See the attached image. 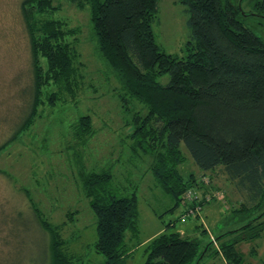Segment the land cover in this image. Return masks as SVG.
Segmentation results:
<instances>
[{
  "label": "trees",
  "instance_id": "obj_1",
  "mask_svg": "<svg viewBox=\"0 0 264 264\" xmlns=\"http://www.w3.org/2000/svg\"><path fill=\"white\" fill-rule=\"evenodd\" d=\"M73 1L90 11L97 52L119 80L125 106L133 101L148 109L127 125L132 127V150L152 155L151 173L156 185L175 201L174 209L186 202L190 190L194 194L195 186L205 194L209 189L196 173L184 175V144L203 176L224 167L244 198L237 212L256 210L263 215L216 238L217 243L223 241L216 254L222 253L227 264H243L238 244L261 238L263 231L224 240L264 217V40L245 23L247 17L264 19V0H181L188 6L191 31L188 56L182 59L157 44L153 25L159 0ZM53 9L52 0L21 4L30 39L34 95L29 115L0 146V153L33 125L48 84L53 82L74 96L81 82L80 54L66 40L70 32L60 21L39 18ZM165 75L170 81L163 85L159 78ZM73 129L83 140L95 135L90 116L81 117ZM80 165L79 180L96 218V253L105 258L103 264H126L139 233L138 194L124 193L110 169L87 171ZM22 191L49 237V264H70L58 226L43 218L28 190ZM196 202L188 212L205 201ZM213 245L202 250L170 223L147 243L144 264H197L199 259L202 264Z\"/></svg>",
  "mask_w": 264,
  "mask_h": 264
},
{
  "label": "rangeland",
  "instance_id": "obj_2",
  "mask_svg": "<svg viewBox=\"0 0 264 264\" xmlns=\"http://www.w3.org/2000/svg\"><path fill=\"white\" fill-rule=\"evenodd\" d=\"M23 1L0 0V146L29 115L34 95L30 39L21 12ZM52 1L53 11L39 18L60 21L70 32L66 40L80 54L81 82L74 96L53 82L48 84L33 125L0 153V264L50 262L49 237L22 189L28 190L43 218L58 226L67 242L63 248L72 258L70 264L105 262L95 250L96 218L79 180L80 164L87 171L110 169L124 193L138 194L139 233L132 241L133 255L126 264H144L147 244H138L164 231L170 223L204 251L211 242L215 244L202 264H227L222 253H215L220 252L223 242L217 243L216 238L252 224L263 215L256 210L237 212L244 198L236 184L228 180L224 167L203 176L184 144V175L196 173L209 189L205 194L195 186L193 199L174 209L175 201L156 185L151 173L152 155L132 150V127L127 125L136 114L146 115L148 109L138 102L131 101L128 107L123 103L119 80L97 52L88 7L73 0ZM243 6L249 11L247 2ZM158 8L153 25L157 44L167 54L186 58L191 39L188 6L181 0H159ZM245 23L264 40V19L247 17ZM169 81V75L159 78L163 85ZM84 116L92 118L95 128V135L86 140L73 131ZM196 199V203L205 202L188 216ZM259 230L263 231L261 238L237 246L243 264H264V217L224 240L249 238ZM253 249L257 252L252 253Z\"/></svg>",
  "mask_w": 264,
  "mask_h": 264
},
{
  "label": "built area",
  "instance_id": "obj_3",
  "mask_svg": "<svg viewBox=\"0 0 264 264\" xmlns=\"http://www.w3.org/2000/svg\"><path fill=\"white\" fill-rule=\"evenodd\" d=\"M192 199H193V192H192V190H190V191L187 193V195H186V200L191 201ZM194 212H195V210L191 209L190 212H188V216L193 215Z\"/></svg>",
  "mask_w": 264,
  "mask_h": 264
},
{
  "label": "crops",
  "instance_id": "obj_4",
  "mask_svg": "<svg viewBox=\"0 0 264 264\" xmlns=\"http://www.w3.org/2000/svg\"><path fill=\"white\" fill-rule=\"evenodd\" d=\"M183 231V230H182ZM161 232H163V230H160L158 233H156V234H154V235H152V236H150L149 238H147L144 242H142L141 243V245H143V244H147L152 238H154L155 236H157L158 234H160ZM139 246V245H138ZM137 246V247H138ZM131 248H132V251H134V249H133V246H131Z\"/></svg>",
  "mask_w": 264,
  "mask_h": 264
},
{
  "label": "water",
  "instance_id": "obj_5",
  "mask_svg": "<svg viewBox=\"0 0 264 264\" xmlns=\"http://www.w3.org/2000/svg\"><path fill=\"white\" fill-rule=\"evenodd\" d=\"M197 264H200V259L198 260Z\"/></svg>",
  "mask_w": 264,
  "mask_h": 264
}]
</instances>
